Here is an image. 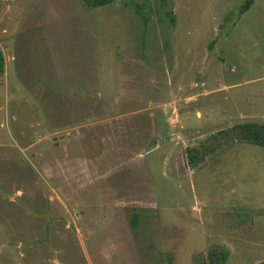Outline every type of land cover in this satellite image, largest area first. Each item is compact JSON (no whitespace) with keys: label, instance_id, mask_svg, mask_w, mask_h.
<instances>
[{"label":"rangeland","instance_id":"1","mask_svg":"<svg viewBox=\"0 0 264 264\" xmlns=\"http://www.w3.org/2000/svg\"><path fill=\"white\" fill-rule=\"evenodd\" d=\"M245 1L0 0V264H261L264 146L233 131L264 122Z\"/></svg>","mask_w":264,"mask_h":264},{"label":"trees","instance_id":"2","mask_svg":"<svg viewBox=\"0 0 264 264\" xmlns=\"http://www.w3.org/2000/svg\"><path fill=\"white\" fill-rule=\"evenodd\" d=\"M85 3V7L87 8H97L102 7L108 4L113 3L115 0H81ZM255 0H246L242 6L239 8V14H243L247 10L251 8ZM137 12L141 15V6L137 5ZM168 15L171 16V21L175 23V16L173 10L168 12ZM144 22L147 24L148 17L147 15H142ZM4 73V58L0 51V75ZM233 131L235 134V138L238 141H245L248 143L256 144L264 146V122L258 121H244L239 122L233 126ZM193 152L195 149L189 154V162L193 166L195 165L197 157ZM137 215L133 218V224H136ZM229 256L228 250H218V249H210L207 253V259L209 264H224ZM264 264V260L261 262Z\"/></svg>","mask_w":264,"mask_h":264},{"label":"crops","instance_id":"3","mask_svg":"<svg viewBox=\"0 0 264 264\" xmlns=\"http://www.w3.org/2000/svg\"><path fill=\"white\" fill-rule=\"evenodd\" d=\"M137 67H138V69L140 70V66H135V67H133V68H136L135 71L137 70ZM115 69H116V68H115ZM115 71H117L118 73L116 74ZM135 71L133 70L132 73H134ZM106 72H107V71H106ZM110 72H111V73H112V72L115 73V76H116V78H118V81H119V82H120V80L124 79V77H125V73H126V71H124L123 68H119V69L117 68L116 70L111 69ZM154 103H155V101H154V102L151 101V105H153ZM153 114H154V112H152V115H153Z\"/></svg>","mask_w":264,"mask_h":264}]
</instances>
